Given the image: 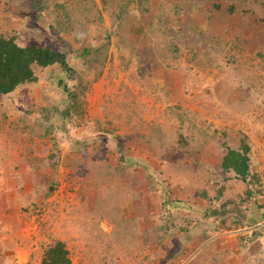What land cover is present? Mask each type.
<instances>
[{
  "label": "rangeland",
  "instance_id": "rangeland-1",
  "mask_svg": "<svg viewBox=\"0 0 264 264\" xmlns=\"http://www.w3.org/2000/svg\"><path fill=\"white\" fill-rule=\"evenodd\" d=\"M1 36L78 74L35 66L0 94V264H41L57 240L70 264H191L204 210L235 202L255 222L217 219L206 249L255 231L241 264H264V0H0ZM245 142L243 179L221 158ZM181 236L195 247L171 259Z\"/></svg>",
  "mask_w": 264,
  "mask_h": 264
},
{
  "label": "trees",
  "instance_id": "trees-1",
  "mask_svg": "<svg viewBox=\"0 0 264 264\" xmlns=\"http://www.w3.org/2000/svg\"><path fill=\"white\" fill-rule=\"evenodd\" d=\"M88 51V50H87ZM86 54V53H84ZM53 64H59L60 67L64 70L65 73H68L70 78L76 77L78 71L70 64L67 59V54L64 51H60L52 46H39L36 44H28L22 45L16 41L14 37H0V94H13L17 91L18 87L24 85L25 83H32L38 81V76L35 72V66L48 67ZM64 90L68 97V103L66 108L64 109L63 114L65 116L69 115L72 105L76 101V92L69 85L65 84ZM245 139H248V136L244 134ZM250 146L247 142L243 144L242 148H229L227 152L222 156L221 162L222 166L225 169L233 170L237 175L241 178L245 179L249 174V155ZM132 164V163H127ZM223 192V190H222ZM221 194V193H220ZM203 195L206 197V191L203 190ZM178 201H182L177 198ZM176 199H169L165 202L166 207H168L169 213L173 212L172 207L170 205L174 204L173 202ZM185 201V200H184ZM183 202V201H182ZM188 202V201H187ZM185 203V202H184ZM237 203V202H235ZM234 203L232 210L226 211L223 208H212L202 209L208 215L211 216L212 222L202 223L206 224L204 227V231L191 233L190 238L202 242L210 237H212V233L215 229H220L221 227L217 224V219L221 222V224L229 225L228 222V214L233 213L234 218L231 220L232 222H247V225H253L255 222L250 218H246L244 207H239ZM187 204V203H186ZM197 205V201L189 203V209ZM207 207V206H206ZM263 210V206H261ZM209 208V207H207ZM235 212V213H234ZM264 214V211L261 214H256V216L260 217V215ZM214 217V218H212ZM210 219V220H211ZM197 228V226H195ZM198 229V228H197ZM256 232L253 231L252 234L244 236L243 239L239 240V245L242 249L241 255L251 256L252 253V245L254 244V235ZM262 232H257V234H261ZM190 240V239H189ZM189 240H184L183 236L180 237L179 242L181 243L178 247L179 250H183L184 247L188 244ZM195 245V244H194ZM195 247V246H194ZM248 253V254H246ZM222 258V257H221ZM71 259L69 257V251L66 248V244L62 240H57L54 245L50 246L45 250L42 263L41 264H70Z\"/></svg>",
  "mask_w": 264,
  "mask_h": 264
},
{
  "label": "crops",
  "instance_id": "crops-1",
  "mask_svg": "<svg viewBox=\"0 0 264 264\" xmlns=\"http://www.w3.org/2000/svg\"><path fill=\"white\" fill-rule=\"evenodd\" d=\"M260 217H262V215H260ZM207 221H205V223H208L210 221V217L208 216V218H206ZM223 228H220L218 230H221V231H224L225 233V230L226 229H223ZM242 229V228H241ZM216 232V231H215ZM218 232V231H217ZM223 233V234H224ZM248 235V234H247ZM211 239V240H210ZM213 239V240H212ZM217 240V239H216ZM216 240L214 239V237H210L206 240H203L202 241V247H201V250H200V253L204 252L205 250V253L202 255L201 257V254L199 253L198 255H196L194 257V260H192V263L191 264H194L193 261H195V264H241V258L242 257H245L246 255H241V247L239 245V242H234V246H231L229 248L227 247H223V250H224V253H226L227 255L229 253H235V254H238L237 258H235V256H231L230 258H228L227 255L223 254L224 257L222 256L221 258V255L222 253L219 254L218 251H215V252H210L208 249H206L208 247L209 244H211V242L215 241ZM237 241V240H236ZM170 246V245H169ZM210 246V245H209ZM193 248H194V242H190L186 245V247H184L183 250H185V252H187L186 256L190 255L189 254V251H193ZM187 250V251H186ZM208 250V251H206ZM182 250H179L177 253L175 252L171 257V259H176L178 257V254L181 252ZM248 254V253H246ZM250 254V253H249ZM201 257V258H200ZM239 257V258H238ZM200 259V261H199ZM218 260V261H217ZM199 261V263H198ZM245 264H247L246 262H244ZM257 263V260H250L248 264H256Z\"/></svg>",
  "mask_w": 264,
  "mask_h": 264
}]
</instances>
